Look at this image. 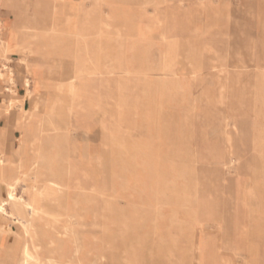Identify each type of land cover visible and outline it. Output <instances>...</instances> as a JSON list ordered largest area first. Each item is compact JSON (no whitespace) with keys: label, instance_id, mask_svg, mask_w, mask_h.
Segmentation results:
<instances>
[{"label":"rangeland","instance_id":"374dc122","mask_svg":"<svg viewBox=\"0 0 264 264\" xmlns=\"http://www.w3.org/2000/svg\"><path fill=\"white\" fill-rule=\"evenodd\" d=\"M53 1L36 17L45 30L54 16L63 26ZM84 8L102 33L92 42L97 61L70 95L72 59L58 56L51 73L41 67L36 120L52 108L66 134L65 146L51 145L50 130L42 140L53 167L71 171L64 205L85 218L74 232L78 255L264 264V0H101L95 9L85 0ZM1 73L4 99L7 88L25 92Z\"/></svg>","mask_w":264,"mask_h":264},{"label":"bare ground","instance_id":"6f19581e","mask_svg":"<svg viewBox=\"0 0 264 264\" xmlns=\"http://www.w3.org/2000/svg\"><path fill=\"white\" fill-rule=\"evenodd\" d=\"M33 4L35 9V17L33 19H26L23 22H17L15 25L12 26L14 30L21 29L27 34V41L24 44H13L7 41L6 39H3L1 36L2 29L0 28V58L8 59V57H10L12 54H16L18 56V60L24 72L23 74H21L23 75L22 80H19V78L17 79L15 77L11 67L5 66V68H7L8 70L7 75L10 83H16V81H18L21 82L22 85L25 87L24 97L29 99L30 107L27 110L21 111L23 113V120H31V122L25 125L24 131H26L32 136V147L33 149H40L41 154L39 158L31 164V166L26 172L22 173L19 176L17 175V177L14 179L11 178L12 180L10 179V174L6 172L2 173L1 180L5 183L6 194L5 197L0 201V213H2L3 215H7L13 221L12 223L19 224L23 229L24 233L31 238V242L26 243L23 247L20 264H102V261L106 258L105 254L97 256L94 259L92 258L93 260H90V262L86 261V259L78 255L81 248V244L74 232L75 227L85 225V218L83 217V215H70L68 213V208L64 205V200L66 198L65 189L68 187V184L65 182L64 177L68 176L71 171L68 167L63 170V166L59 167V165H57L58 171L53 167V161L51 156L49 155V150L45 148L46 144L44 145L42 140L44 133L50 130L53 133L50 135L49 138V140L53 143L51 145H54L55 143H60V146H65L66 134L64 132V128L62 125H60L59 123H55V121L53 120L55 114L52 108L48 110L49 112L47 114L45 113L44 115H42V118L39 120L38 124L34 122V120L38 119L39 110L41 111V103L37 95V90L39 89V87L47 86L38 78L34 77L33 70L37 67L36 64L38 62L42 65H46L49 69V73L52 72V69H54V67L56 66V63L54 61H56V59L58 58V53H52L50 50H48L49 48L46 46L45 41L48 40L54 44H58L60 41L63 40V38H65V32L62 29L60 23L58 22L59 20H57V16L53 17L54 24L53 26L51 25L52 29L45 30L43 28L42 23H40L39 20L36 19L37 14L40 13L39 10L41 9L42 5L41 0H35ZM12 9L14 8L12 7ZM82 19L83 24L85 26H83V28L77 26L76 30L72 31L77 41L76 49L72 52L67 50L65 53V55L67 56L71 55L73 61L76 63L75 76H71L68 79V83L66 84V87L68 88L67 92L69 93V95L74 93L72 90L74 84L73 79L78 76V73L88 72L93 69V63L94 61H97L95 58L97 46H94L92 42L94 38H99V36L102 35L101 31L99 32L97 30L98 27L93 22L89 21L88 15H83ZM42 22H44V20ZM0 23H3L1 19ZM32 57L33 59H31ZM88 62H90V66H88ZM163 64L165 63L163 62ZM28 75L33 76L34 78L30 80L28 78ZM32 85L34 86V91H31L30 89ZM76 85L77 83L74 85V87ZM8 90L10 92V96L6 100L5 110L6 112H11V110H13L14 107H17L18 102H21L23 98L19 99L15 97V90L13 88H8ZM119 104L121 103L119 102ZM59 106L63 109L66 108V104L63 103L61 99L59 100ZM4 162L5 160L0 158V163L3 164ZM43 181L49 184L48 188L56 189L55 195L46 196L39 190V186L42 184ZM18 186H21L22 188L20 194L16 192V188ZM30 188L38 190L37 196L40 200V205L37 207L32 205L29 199L25 197L27 191ZM7 206H10V209H8L9 207L7 208ZM103 210L109 212L110 208L107 204H105ZM101 217H104L106 219L105 215L103 214L101 215ZM108 219L109 218L107 217L106 220ZM61 221H64V224L62 223L61 225H58V222ZM48 229L58 234V236L57 238H50L47 245H43L39 242V236H42V234ZM64 236L74 238L73 241L75 245L73 247L74 250L72 252V256H69L68 251L67 253L64 252V250L66 249V247H64V241L62 239V237ZM53 245L56 247L47 250L46 257L44 258V260H42L41 256L38 254V249L40 247H51Z\"/></svg>","mask_w":264,"mask_h":264},{"label":"crops","instance_id":"0c3cea01","mask_svg":"<svg viewBox=\"0 0 264 264\" xmlns=\"http://www.w3.org/2000/svg\"><path fill=\"white\" fill-rule=\"evenodd\" d=\"M34 1L35 0H0V19L4 24L2 26L3 31L1 33L3 39H6L7 41L13 44H24L27 41L26 33L21 29L14 30L12 26L15 25L17 22H23L26 19H33L35 17V9L33 4ZM56 1L58 3L56 5L57 8L56 12H58L59 15H62L63 17L62 29L65 31V33L67 31L71 32L73 30H76L77 26L83 28L84 25L82 19L83 15H88V16L92 15L91 13H87L85 11L84 8L85 0H56ZM100 1L101 0H93L94 9L99 6ZM51 2L54 1L42 0L41 3L43 7V13L50 12ZM12 7L14 9H12ZM1 14H3V16ZM76 42H77L76 37L69 36L67 33L65 35V38H63V40L60 41L58 44H54L48 40L45 41L46 46L48 48L49 47L57 48V51H55L54 53H58L59 58H66L72 60H73L72 56L71 55L67 56L65 55V53L67 50L70 52L74 51L76 49ZM13 56L14 54L8 57L9 60L6 58H0V60H3L1 65L2 67L1 70L6 71V73L8 74V70L7 68H5V66H9L12 68L15 77L17 78L18 76L19 80H22L23 75L21 74L24 73L23 69L20 65L18 58L13 59L12 58ZM31 59H33V57ZM12 63L15 64L16 71L14 70ZM36 65L37 67L33 70L34 77L42 81L43 79H41L40 77V71H41V67H44L46 65H42L38 62ZM67 66L66 68H68ZM47 71L49 72L48 67H47ZM1 72L0 75L2 74ZM71 73H72L71 76H75L74 69L71 71ZM34 77L28 75V78L30 80L33 79ZM30 89L31 91H34V86L32 85ZM24 95L25 92L23 94L16 93L15 97L19 99L23 98L24 100L22 99L21 102H18L19 105L17 104V107H14L13 110H11V112H6L5 110L6 100L9 98L10 95L8 96L7 99H4L6 95L4 94V91L2 89V82L0 80V110L5 112L2 114V112L0 111L2 118L4 119L3 124H0V158L5 160L3 164L0 163V201L5 197L6 194L5 183L1 180L2 173L6 172L11 175L10 179L11 178L14 179L17 177V175L19 176L22 173L26 172L31 166V164L35 162L41 154L40 149H33L32 136L26 131H24L25 125L31 122V120H27V121L23 120V113L21 111L20 106L23 105L22 110H27L25 109L26 99L24 98ZM34 122L37 123L36 120H34ZM16 132L18 133V136L15 135ZM48 185L49 184L43 181L42 184L39 186V190L46 196H50L48 192L45 191V189L48 188ZM21 189H22L21 186H18L16 188V192L20 194ZM48 189L53 192H56V189L54 188L53 189L48 188ZM37 194H38V190L36 191L35 194L36 197H32L29 195L28 197L25 195V197L29 199V201L34 206H35L34 200L36 199L39 206L40 200ZM55 194L56 193H54L53 195ZM7 208L10 209V206H7ZM12 222L13 221L7 215H3L2 213H0V264H20L23 247L26 243L31 242V238L24 233L21 226L19 224ZM57 236L58 234L48 229L42 234V236H39V242L43 245H47L50 238L53 237L57 238ZM77 238L81 239L82 236H78ZM62 239H64V241L68 243L70 247L68 248L69 256H72V249L75 245L73 241L74 238L64 236L62 237ZM41 240L43 243L41 242ZM49 249H53V248L40 247L38 249V254L41 256L42 260H44V258L46 257V251ZM64 252L67 253V250L65 249ZM92 258L93 257L90 256V260H92ZM86 259H89V257H87Z\"/></svg>","mask_w":264,"mask_h":264}]
</instances>
